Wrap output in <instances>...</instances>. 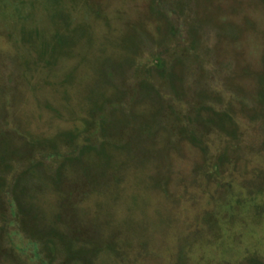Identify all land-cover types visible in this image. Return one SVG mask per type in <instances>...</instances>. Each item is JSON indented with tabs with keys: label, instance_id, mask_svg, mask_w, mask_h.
I'll list each match as a JSON object with an SVG mask.
<instances>
[{
	"label": "rangeland",
	"instance_id": "374dc122",
	"mask_svg": "<svg viewBox=\"0 0 264 264\" xmlns=\"http://www.w3.org/2000/svg\"><path fill=\"white\" fill-rule=\"evenodd\" d=\"M0 264H264V0H0Z\"/></svg>",
	"mask_w": 264,
	"mask_h": 264
}]
</instances>
